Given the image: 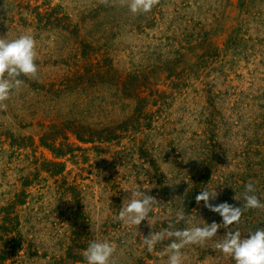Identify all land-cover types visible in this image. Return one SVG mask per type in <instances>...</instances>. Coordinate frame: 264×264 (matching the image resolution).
Instances as JSON below:
<instances>
[{
    "label": "rangeland",
    "instance_id": "obj_1",
    "mask_svg": "<svg viewBox=\"0 0 264 264\" xmlns=\"http://www.w3.org/2000/svg\"><path fill=\"white\" fill-rule=\"evenodd\" d=\"M25 33L38 73L0 110V264H86L105 240L110 264H167L171 240L142 241L220 223L197 205L203 189L240 207L252 182L264 203V0L137 15L119 0H0V37ZM136 188L157 199L150 226L115 218ZM257 227L264 208L231 226ZM224 233L181 249L183 264H234L215 249Z\"/></svg>",
    "mask_w": 264,
    "mask_h": 264
},
{
    "label": "clouds",
    "instance_id": "obj_2",
    "mask_svg": "<svg viewBox=\"0 0 264 264\" xmlns=\"http://www.w3.org/2000/svg\"><path fill=\"white\" fill-rule=\"evenodd\" d=\"M107 3L108 0H101ZM121 6H126L133 14L151 12L160 0H119ZM37 42L30 33H25L14 39L0 37V110L6 109L5 101L10 99L11 93L19 89L24 80L21 77L34 79L38 73L36 64ZM254 184L248 182L244 185V203L242 206L223 202L217 205L209 203L217 196L216 191L207 188L195 196L197 205L203 201L204 207L213 213L219 214L221 222L205 223L204 226L186 227L174 229L169 224L168 228L150 232L144 237L142 243L149 253L153 252L157 243L165 239L171 240L166 246L165 253L168 256L167 264H183L182 252L185 246L203 244L217 235L218 229H225L223 239L215 243V249L224 256L231 258L234 264H264V227H257L254 231L249 230L246 235L231 226L238 225L245 210L264 208V203L254 194ZM238 200V198L233 197ZM239 201V200H238ZM157 199L136 188L131 192V198L122 204L117 220L124 224L138 226L142 221H147L150 226V213ZM186 220L183 209L176 213V223ZM116 251V245L107 240L92 241L83 252L86 264H110L111 257Z\"/></svg>",
    "mask_w": 264,
    "mask_h": 264
}]
</instances>
